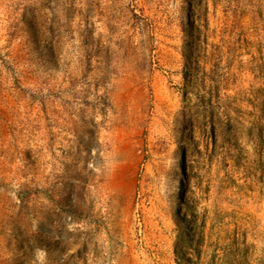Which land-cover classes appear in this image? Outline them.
<instances>
[{"label": "rangeland", "instance_id": "obj_1", "mask_svg": "<svg viewBox=\"0 0 264 264\" xmlns=\"http://www.w3.org/2000/svg\"><path fill=\"white\" fill-rule=\"evenodd\" d=\"M193 1L0 0V264H264V0Z\"/></svg>", "mask_w": 264, "mask_h": 264}, {"label": "trees", "instance_id": "obj_2", "mask_svg": "<svg viewBox=\"0 0 264 264\" xmlns=\"http://www.w3.org/2000/svg\"><path fill=\"white\" fill-rule=\"evenodd\" d=\"M196 3V1H193ZM197 4V3H196ZM186 89L189 87V76L186 75ZM212 105L208 102H206L205 97H200L198 99V104L196 106V111H194V115L192 117L190 116L189 118L185 119L184 122L189 125V128L191 131H193L196 127L197 124H199L203 129H204V136L206 140V145L209 147L211 143H216L217 138L221 139L222 145L219 153V157L222 159V163L227 166L230 161L234 162L235 159V147L232 143V135H233V130L232 128L228 127L227 125H222L219 126L218 124L215 123H210V120H216L218 118V113L217 111L211 107ZM178 136V135H177ZM178 140H176V137L174 136H165V137H158L155 146L159 147L160 150H166L170 151L173 147L174 144H176ZM214 152L216 153V149L218 146H215ZM234 147V149H233ZM213 152V153H214ZM212 155V152L209 153V158ZM179 157H180V164L182 166V172L184 174L186 170V152L184 147L181 145L179 148ZM218 157V158H219ZM184 186L185 182L182 179L181 180V193H184ZM189 229L187 230V233H185V237L183 238L184 241L186 240H191L192 238H197V240L200 241V230H201V225L197 224L196 222H192L189 219ZM194 225H196L194 229ZM198 231H197V230ZM185 244V242H184ZM189 247L187 245H178L176 246V253L178 254V264H187L190 258V251ZM197 250H201V243L199 242L197 245Z\"/></svg>", "mask_w": 264, "mask_h": 264}]
</instances>
